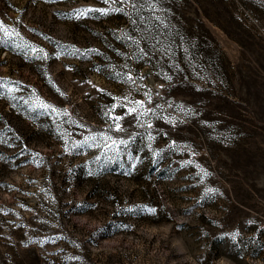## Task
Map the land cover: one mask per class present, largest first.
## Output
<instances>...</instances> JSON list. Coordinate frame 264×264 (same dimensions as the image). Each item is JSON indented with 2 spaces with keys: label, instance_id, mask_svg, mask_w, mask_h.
Segmentation results:
<instances>
[{
  "label": "rangeland",
  "instance_id": "rangeland-1",
  "mask_svg": "<svg viewBox=\"0 0 264 264\" xmlns=\"http://www.w3.org/2000/svg\"><path fill=\"white\" fill-rule=\"evenodd\" d=\"M0 22V264H264V0Z\"/></svg>",
  "mask_w": 264,
  "mask_h": 264
},
{
  "label": "snow or ice",
  "instance_id": "snow-or-ice-1",
  "mask_svg": "<svg viewBox=\"0 0 264 264\" xmlns=\"http://www.w3.org/2000/svg\"><path fill=\"white\" fill-rule=\"evenodd\" d=\"M121 2H123V0H121ZM88 11H91V10H88ZM83 14H84L83 12L78 13V15H83ZM0 31H4L7 34V29L3 26L2 22H0Z\"/></svg>",
  "mask_w": 264,
  "mask_h": 264
}]
</instances>
